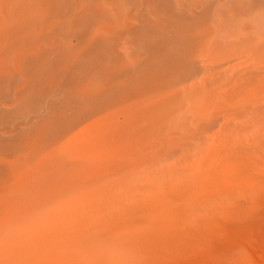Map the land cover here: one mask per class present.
I'll list each match as a JSON object with an SVG mask.
<instances>
[{
    "label": "rangeland",
    "instance_id": "rangeland-1",
    "mask_svg": "<svg viewBox=\"0 0 264 264\" xmlns=\"http://www.w3.org/2000/svg\"><path fill=\"white\" fill-rule=\"evenodd\" d=\"M263 162L264 0H0V264L77 198L234 217Z\"/></svg>",
    "mask_w": 264,
    "mask_h": 264
},
{
    "label": "bare ground",
    "instance_id": "bare-ground-1",
    "mask_svg": "<svg viewBox=\"0 0 264 264\" xmlns=\"http://www.w3.org/2000/svg\"><path fill=\"white\" fill-rule=\"evenodd\" d=\"M252 169L249 177L256 181L264 174V162ZM253 185L251 193L257 189ZM79 199L57 216L82 217L70 222L68 233L35 240L34 253L47 256L46 264H264V200H246L234 217H194L202 206L199 200L151 201L154 206H149L162 209L164 216L129 217L130 211L140 213L139 204L103 211ZM251 246L261 249L260 260L249 252Z\"/></svg>",
    "mask_w": 264,
    "mask_h": 264
}]
</instances>
